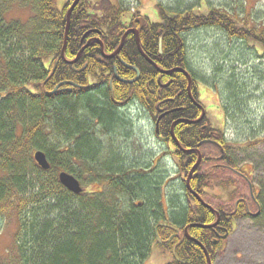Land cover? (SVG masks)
<instances>
[{"label": "trees", "instance_id": "16d2710c", "mask_svg": "<svg viewBox=\"0 0 264 264\" xmlns=\"http://www.w3.org/2000/svg\"><path fill=\"white\" fill-rule=\"evenodd\" d=\"M72 2L67 0L58 9L55 0H0V217L16 221L0 264H143L154 241L172 256L166 264H208L201 247L185 235V227L213 261L231 234L233 221L252 214L237 202L233 212L214 207L220 214L216 226H191L211 224L217 217L190 194L186 178L197 161L195 149L201 152L202 147L213 146L222 158L209 164L214 159L202 156L189 179L191 189L203 196L213 182L225 188L234 184L223 179L226 169L235 167L226 153L231 143L222 129L212 127L206 113L197 123L186 121L196 120L202 112L189 97L187 76L178 70L161 73L140 54L132 33L114 57H103L100 43L93 39L74 63L65 62L61 50ZM14 5L30 11L27 20L6 18ZM158 8L160 22L148 23L139 34L141 49L159 69L178 67L188 72L190 93L197 102V79L189 68L185 32L216 27L253 41L255 52L264 53V31L237 26L218 10ZM96 10L86 0L74 8L66 60H73L93 37L111 54L131 25L127 8L110 3ZM122 61L138 68L135 81L117 78L136 76ZM130 103L147 111L154 130L158 128L159 134L155 133L172 146L178 160L189 203L168 218L160 204H154L156 184L146 181L151 170L120 159L113 144L108 145L107 136L119 124L116 110ZM167 111L156 127L159 115ZM173 123L174 136L190 151L176 146ZM103 142L109 155L101 158ZM36 150L45 153L48 170L34 161ZM60 171L88 187L79 194L70 192L58 180Z\"/></svg>", "mask_w": 264, "mask_h": 264}, {"label": "rangeland", "instance_id": "374dc122", "mask_svg": "<svg viewBox=\"0 0 264 264\" xmlns=\"http://www.w3.org/2000/svg\"><path fill=\"white\" fill-rule=\"evenodd\" d=\"M66 1L55 0L56 8L61 9ZM86 2L96 5V12L104 4L122 6L142 17L146 15L152 23L160 22L158 5L172 11L192 8L200 13L212 8L232 17L237 26L248 25L264 31V0ZM29 15L28 9L17 5L5 14L7 19L20 21L27 20ZM184 39L189 68L197 79L198 101L204 107L212 127L224 131L226 140L231 143L226 153L235 161V167L230 166L235 171L227 168L223 174L224 181L231 180L234 184L225 188L216 187L214 185L217 183L213 182L206 188V193L199 196L205 203L213 208L220 207L223 212H233V206L241 202L252 214L233 221L231 234L211 264H264V141L260 140L264 138V53L255 52L253 41L229 36L216 27H199L187 31ZM116 114L118 128L107 136L108 145L113 144L120 159L126 158L127 162H137L142 168L151 170V180L146 181L156 184V197L153 200H156L155 205L160 204L159 210L162 209L164 217L168 218L187 207L189 200L184 192L182 173L179 174L178 160L172 154V146L160 140L155 133L154 121L147 111L138 103H130L116 110ZM103 144L101 158L109 155L106 142ZM219 155L220 151L216 147L201 148V160L202 156L214 159L209 164H216L217 159L221 158ZM206 168L203 167L204 170ZM84 184L85 189L88 186ZM249 184L254 199L250 195ZM165 223H168L167 219L163 221ZM15 228L13 217H0L1 255L6 254ZM171 258L170 253L154 241L143 264H166Z\"/></svg>", "mask_w": 264, "mask_h": 264}, {"label": "water", "instance_id": "95a60500", "mask_svg": "<svg viewBox=\"0 0 264 264\" xmlns=\"http://www.w3.org/2000/svg\"><path fill=\"white\" fill-rule=\"evenodd\" d=\"M80 0H73V2L71 3V5L69 6L68 10H67V13H66V29H65V35H64V42H63V47H62V50H61V56L63 58V60L67 63H74L80 56V54L82 53V51L87 47L88 43L90 42V40L86 43V45H84L80 51L77 53L76 57L73 59V60H66V58L64 57V49H65V46L67 44V38H68V31H69V26H70V20H71V14L74 10V8L76 7V5L78 4ZM129 32H132L135 34L136 36V44H137V48L140 52V54L149 62L151 63L153 66H155L161 73H169L171 71H174V70H178V71H181L183 73H185V75L187 76L188 78V92H189V97L191 99V101L195 104L196 101L194 100V98L192 97L191 93H190V85H191V78H190V75L188 74V72H186L184 69L182 68H173L171 70H162V69H159L158 66L143 52V50L141 49V46H140V41H139V37H138V31L136 29H128L126 30V32L123 34L122 38H121V41L118 45V47L111 53V54H106L103 50V45H102V42L100 41V39L98 38H95L99 43H100V46H101V54L103 57H106V58H111V57H114L116 56L121 48L123 47V44H124V41H125V37L127 36V34ZM123 65L126 66L127 68H130L132 70H134L136 72V77L132 80H125V79H122L120 77H117L119 80L121 81H127V82H133L135 81L138 76H139V70L138 68H136L135 66H132V65H129L125 62H123ZM68 84H72L71 82H68ZM198 105V104H197ZM169 111L167 112H164L162 113L159 117H158V120L156 122V125H158V121L165 115L167 114ZM204 115V110L202 108V114L201 116L196 119V120H186V121H189V122H194V123H197L199 122L202 117ZM175 123V122H174ZM174 123L171 125V136L172 138L174 139V142L176 144L177 147H179L182 151L184 152H187V151H190V149H184L181 147L180 143L178 142V140L176 139V137L174 136L173 134V125ZM197 151V154H198V157H197V161L196 163L192 166V168L190 169L188 175H187V179H186V187L187 189L189 190V192L195 197V199L203 206L209 208L210 210L214 211L216 213V220L215 222L211 223V224H191V226H200V227H203V228H211V227H214L218 224L219 222V219H220V214L217 210H215L212 206L208 205L207 203H205L203 201V199L199 196L198 193H196L195 191H193L190 187V184H189V179L191 177V175L194 173L195 171V168L198 166V164L200 163L201 161V153L199 152L198 149H195ZM33 159L34 161L36 162L37 166L40 167L42 170H48L50 168V164H49V161L45 155V153L41 150H36L33 152ZM58 180L60 182V184L62 186H64L67 190H69L70 192L72 193H75V194H79L83 191V187L80 183V181L72 174L66 172V171H60L58 173ZM185 235L191 239L192 241L196 242L200 247L201 249L203 250L205 256H206V259H207V262L208 264H211V259H210V256L206 250V248L202 245V243H200L199 241H197L196 239L192 238L189 234H188V226L185 227Z\"/></svg>", "mask_w": 264, "mask_h": 264}, {"label": "flooded vegetation", "instance_id": "af4514ba", "mask_svg": "<svg viewBox=\"0 0 264 264\" xmlns=\"http://www.w3.org/2000/svg\"><path fill=\"white\" fill-rule=\"evenodd\" d=\"M130 27H128V29H136L137 31H138V37H139V34H140V32L142 31V29L143 28H145V26L148 24V23H150V21H149V19L147 18V16L145 15V16H141L140 14H136V13H134V12H130ZM130 33H132V32H130ZM132 34H134V33H132ZM134 36H135V34H134ZM94 38H96V37H93V38H90L89 40H93ZM136 38V37H135ZM88 40V41H89ZM95 40V39H94ZM87 41V42H88ZM97 41V40H96ZM157 134H159V133H157ZM221 157V156H220ZM222 158V157H221ZM228 169H232L233 171H235L233 168H231V167H228ZM238 173V172H237ZM239 175H241L244 179H248L245 175H243V174H240V173H238ZM251 186H250V184H249V188H250ZM251 196H252V199H254V197H253V193H252V191H251Z\"/></svg>", "mask_w": 264, "mask_h": 264}]
</instances>
